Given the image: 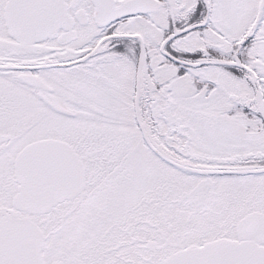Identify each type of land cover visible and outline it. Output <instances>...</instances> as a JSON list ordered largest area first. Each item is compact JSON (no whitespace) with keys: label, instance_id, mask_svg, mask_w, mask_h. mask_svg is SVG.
Segmentation results:
<instances>
[{"label":"snow or ice","instance_id":"obj_1","mask_svg":"<svg viewBox=\"0 0 264 264\" xmlns=\"http://www.w3.org/2000/svg\"><path fill=\"white\" fill-rule=\"evenodd\" d=\"M0 264H264V0H0Z\"/></svg>","mask_w":264,"mask_h":264}]
</instances>
